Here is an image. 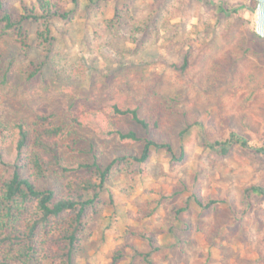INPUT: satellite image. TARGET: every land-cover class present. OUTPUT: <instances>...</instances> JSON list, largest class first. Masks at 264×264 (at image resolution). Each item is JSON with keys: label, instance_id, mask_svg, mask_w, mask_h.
Returning a JSON list of instances; mask_svg holds the SVG:
<instances>
[{"label": "rangeland", "instance_id": "rangeland-1", "mask_svg": "<svg viewBox=\"0 0 264 264\" xmlns=\"http://www.w3.org/2000/svg\"><path fill=\"white\" fill-rule=\"evenodd\" d=\"M4 1L14 17L37 8L36 0ZM221 1L237 12H218L217 0H100L91 9L56 0L74 11L51 19L52 48L38 34L44 19H28L20 34L0 37V75L7 72L0 83V120L30 125L39 115L56 122L76 117L80 139L72 151L67 140L61 142L63 164L92 162L89 151H79L91 142L103 166L115 160L82 219L71 264H147L148 252L153 264H264V195L244 197L248 186H264V154L235 144L216 155L204 143L236 132L264 146V56L243 57L221 80L215 71L230 64L236 40L253 36L256 1ZM187 52L188 65L177 69L173 64ZM161 93L178 95L186 115L165 116L154 135L169 136L174 154L182 147L184 157L152 150L146 162H136L131 156L143 140H118L101 130L109 118L140 130L127 117H115L111 105L141 103L148 115ZM0 152L13 159L9 139L0 141ZM9 169L0 164V181ZM81 174L56 167L34 181L62 195ZM195 195L224 201L200 209ZM55 227L53 240L43 244V264H63L55 254Z\"/></svg>", "mask_w": 264, "mask_h": 264}, {"label": "trees", "instance_id": "trees-1", "mask_svg": "<svg viewBox=\"0 0 264 264\" xmlns=\"http://www.w3.org/2000/svg\"><path fill=\"white\" fill-rule=\"evenodd\" d=\"M55 1L36 0L37 8L25 10L24 14L14 17L11 9L6 6V2L0 0V37L15 32L20 34L23 30V23L28 19H44V31L38 34L51 46L52 41L50 40H55L50 33L51 19H66L74 11V8H62ZM99 1L70 0L75 7L82 4L85 9L95 7ZM214 3L218 12L221 13L231 14L238 10V8L227 9L221 0ZM118 10L116 6V17H120ZM151 17L149 15L146 20ZM234 50H236L235 53L228 51L230 64L222 63L219 68L216 67L215 71L219 73L216 77L217 80L230 74L234 65L243 57L247 55L264 56V38L254 31L249 40H236ZM188 58L187 52L180 64L173 65L177 69L183 70L188 65ZM43 65L44 62L39 64V71ZM8 70L9 68H7ZM30 77L33 78V74ZM6 81L7 72H3L0 75V83L4 84ZM152 93L156 96L159 94L156 90H152ZM178 103H180L178 95L161 93L150 106L148 115L141 112V103L123 105L114 103L111 105L112 114L115 117L130 119L140 127L145 137L142 138L138 127L120 126L113 118L108 119L106 127L101 131L118 140L133 142L143 140L141 151L131 156L136 162H146L152 150L162 149L169 152L172 159L181 160L184 157L182 147L178 154H174L169 136L157 137L154 135V131L160 128L165 116L186 115ZM77 125H80V122L76 117L71 118L70 122H56L51 120L50 116L39 115L30 125H27L24 120L11 122L0 120V141L9 139L14 151V157L10 162L6 161L0 152V164L10 168L8 175L0 181V264H43L42 254H47L46 251L44 252L43 244L45 241L53 240L49 235L53 224L57 225L55 227L57 234L55 242L58 248L55 254L61 258L63 264L72 263L73 254L78 245L77 235L79 227L82 225V219L97 200L104 183L108 180L113 161H115L103 166L97 159L95 144L91 142L88 150L81 148L79 151H89L93 156L92 162H79L76 166L63 164L61 142L67 140L70 150L74 149L77 140L80 139ZM187 130L188 127L182 128L179 134L183 135ZM204 143L216 155H226L235 144L264 154V146L249 144L243 136L236 132H231L221 140L204 138ZM56 167H61L64 173L82 170L80 176L66 183L67 192L62 195H56L52 188H40L34 181L45 178ZM24 168L30 170V175L22 173ZM252 194L264 195V186L250 185L244 189L246 199ZM222 201L224 200L212 197L202 199L199 196H193V202L200 209H208ZM188 207L189 205L186 203L178 208L177 217ZM149 239L152 243V239ZM50 251L51 248H48L47 252ZM144 256L147 264H153L148 258L149 252Z\"/></svg>", "mask_w": 264, "mask_h": 264}, {"label": "water", "instance_id": "water-1", "mask_svg": "<svg viewBox=\"0 0 264 264\" xmlns=\"http://www.w3.org/2000/svg\"><path fill=\"white\" fill-rule=\"evenodd\" d=\"M255 32L264 38V0H255Z\"/></svg>", "mask_w": 264, "mask_h": 264}]
</instances>
